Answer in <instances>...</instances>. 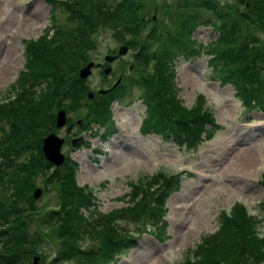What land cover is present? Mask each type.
Here are the masks:
<instances>
[{"label":"rangeland","instance_id":"rangeland-1","mask_svg":"<svg viewBox=\"0 0 264 264\" xmlns=\"http://www.w3.org/2000/svg\"><path fill=\"white\" fill-rule=\"evenodd\" d=\"M57 1L54 0L57 4L51 7L49 0H0V100L7 101L11 94L15 97V89L12 86L17 87L14 83L17 75L25 69L24 39L39 38L44 28L60 20L68 24L66 12ZM101 1L106 5H112L114 2ZM201 1L134 0V7L138 8L136 17L139 18L136 29L133 18L128 19L125 24L128 29L113 28L108 24L101 26L98 22L91 26L90 40L93 47L85 51L87 60L77 70L79 77L81 68L94 63L88 67L90 73L85 77L88 90L85 91V97L74 98L67 95L61 101L62 107L69 103L74 104V107L63 111L64 117L68 119L66 124L69 126H66V129L70 131L65 133V126L56 127L55 119L56 123L41 138L42 141L48 135L62 136L59 146L68 142L70 137L77 138V142L60 146V151L66 155H61L62 162L59 165L55 166L43 158L47 168L41 175L37 174L31 182L33 192L36 189L39 192L47 189L49 191L38 197L35 203L37 205L46 201L43 206L34 208L33 213H21L28 219L29 227L33 224L37 227L35 234L39 237L37 244L32 245L33 251L24 264H29L33 255L38 256L39 264H85L75 258H61L58 261L55 259L64 251L63 243L59 242L55 234L56 228L52 226L55 219L52 212L58 211L59 208V190H56L55 174L66 171L67 159L77 164V186L91 189L96 196L95 208L91 206V210H88L90 216L93 215L92 209L105 213L112 208L130 206L132 202L128 201L129 192L133 189H143L140 182L153 176L155 171L179 173L180 181L176 190L163 201L166 212L161 220L166 223L165 228H162L165 237L156 239V236L149 232H141L135 239L134 246L121 251L113 264H175L180 260L190 259L194 255V245L199 242L200 237L215 230L217 217L223 210L229 209L233 202L242 203L250 214L260 218L257 203L264 197V184L260 183L261 175L264 174V113L255 109L245 111L240 100L234 96V88L231 85H221L218 80L209 78L211 71L207 67L208 57L205 54L191 58L180 55L175 58L174 63V59L171 60L170 65V69L174 70L171 73V81L176 98L189 107L198 100L200 94L205 107L219 125L214 136L199 143L194 150L178 148L170 142H162L154 135L140 134L138 127L143 115V105L134 98L127 102L126 99L120 98L116 103L109 104L117 131L108 139L102 141L94 137L92 133H98L102 129L89 124L94 118L93 114L88 113L93 111L89 106V100L94 96L92 89L99 88L93 91L94 94L104 93L111 85H115V89L123 85V90L127 91L128 80L136 79L134 69L148 68L154 63L152 61L143 65L137 55L138 49L143 47L149 53H158L161 42H166V38L170 40L168 36L180 30L178 22L187 15L188 2ZM226 3L237 9L235 0H226ZM248 8L249 4L246 9ZM237 19L242 22L240 14ZM29 27L31 30H28ZM133 30L136 31L131 33ZM256 33L251 35L257 42L247 43L251 50L257 48L256 44H264V33ZM217 36L212 27L210 29L204 25L190 35L200 45L212 42ZM119 45L127 46L125 55L119 53ZM105 53L109 56L116 55V58L108 61L105 56L103 59ZM107 67L108 71L102 73ZM11 84L13 85L10 86ZM1 124L2 118L0 129ZM81 139L83 143L78 145ZM38 178L42 181L37 180ZM51 184H55L56 189ZM151 193L154 195V192ZM153 195L147 196L145 205H149L151 200L161 202V194ZM139 196L140 194H137V197ZM47 204H55L57 208L45 209ZM22 205L24 201H21L19 206ZM148 213L146 207L138 213L136 221L133 222L139 225L137 229L145 230V226L152 225L157 217L159 219V214L149 218ZM61 214L60 211L58 215ZM130 216L125 214L117 218L115 223L135 234V226L130 223ZM42 244L46 246L43 254L40 252ZM78 245L87 251L88 256L89 250H96L103 258L110 249L104 239L95 237L82 238ZM21 250L24 253L26 251L24 246H20L18 254ZM94 264L104 263L100 259Z\"/></svg>","mask_w":264,"mask_h":264},{"label":"trees","instance_id":"trees-1","mask_svg":"<svg viewBox=\"0 0 264 264\" xmlns=\"http://www.w3.org/2000/svg\"><path fill=\"white\" fill-rule=\"evenodd\" d=\"M49 1L52 6L57 4L54 0ZM57 2L63 5L68 24L60 20L52 23L50 33L44 30L38 39L24 40L25 69L17 75L14 82L17 87L12 86L14 83L10 85L15 88V99L8 105L0 104V118L3 120L0 129V264H24L33 251L32 245L35 246L39 240L33 232L37 227L33 224L30 228L28 219L21 213H33L36 207L30 195L31 182L47 168L39 146L41 138L53 126L54 111L56 108L67 110L74 107L73 103L62 107V99L67 95L85 97L88 90L85 78L80 79L77 70L87 60L85 51L93 47L91 26L98 22L101 26L108 24L113 28L128 29L125 24L133 18L136 29L139 20L134 0H114L112 5H106L101 0ZM235 2L238 5L236 10L225 0L188 2V10L201 12L202 22L214 25L218 32L217 40L208 46V52L213 55L210 61L212 77L218 78L221 83H231L246 109L254 105L264 111V44L260 47L256 44L257 48L253 50L247 45L257 42L252 39L251 33H264V0ZM238 14L243 23L237 19ZM195 22H198L197 16L189 15L181 19L178 22L180 30L170 34V40L166 38V42L162 41L156 54L140 47L137 55L143 65L154 63L148 68L134 69L136 79L131 86L139 91L138 98L145 106L142 130L154 131L162 136L171 133L173 140L187 146L194 145L205 122L212 120L202 101L197 100L190 107L184 106L176 98L171 81V60L192 48L188 36ZM123 87L120 85L115 89V85H111L104 93L94 94L92 91L94 96L89 100V106L93 111L88 113L93 114V120L101 118L103 122L108 121L107 104L117 97L113 93ZM116 94L123 95L121 91ZM106 127V131L111 128L109 124ZM65 169L64 173L55 174L57 189L55 184H51L59 190V208L52 212L55 216L52 226L56 228L59 242L63 243L61 256L77 258L85 264H94L100 259L107 261L127 240L131 241L124 237L123 228L115 223L116 219L130 214L131 220H136L138 213L147 206L144 204L147 196L153 195L151 192L163 194V187L171 179L170 175L154 173L140 182L143 189L129 192L130 206L102 214H95L94 210L89 216L85 213L91 205H95L94 194L76 186L72 165ZM261 182L264 184V175ZM156 183L160 186L153 189ZM137 194L140 196L137 197ZM21 201L24 205L19 206ZM155 203L160 204L158 201ZM258 206L262 216L258 222L264 223V199ZM60 211L61 216L58 215ZM151 211L155 213L157 208ZM222 214L220 230L211 238L204 237L196 245L193 257L176 264H259L264 261V238L259 240L255 237L257 219L238 204L232 206L228 217L225 212ZM85 237L104 239L110 247L104 258L96 250L89 251L88 256L87 251L80 248L78 243ZM20 246H24L25 253L21 250L18 254Z\"/></svg>","mask_w":264,"mask_h":264},{"label":"water","instance_id":"water-1","mask_svg":"<svg viewBox=\"0 0 264 264\" xmlns=\"http://www.w3.org/2000/svg\"><path fill=\"white\" fill-rule=\"evenodd\" d=\"M119 53H124L125 52V47L121 46L118 49ZM107 60H110L111 57L106 56ZM92 63H89L88 65L84 66V68H81L79 70V74L81 78H84V76L87 75L88 71V67L91 66ZM107 69L104 71L106 73ZM55 118L57 119V126H60L64 123V115H63V111H59L56 113ZM42 146H41V150L44 152V156H46V158H48L50 161L55 162V163H60L61 162V154L58 151V147L59 144L61 142V140L59 138H57L56 136L54 137L53 135H48L46 137H44V139L42 140ZM74 142V141H72ZM58 144V145H57ZM39 193V190L36 189V191L34 192V197L38 196L37 194ZM34 261L32 264H37V259L34 257L33 258Z\"/></svg>","mask_w":264,"mask_h":264},{"label":"bare ground","instance_id":"bare-ground-1","mask_svg":"<svg viewBox=\"0 0 264 264\" xmlns=\"http://www.w3.org/2000/svg\"><path fill=\"white\" fill-rule=\"evenodd\" d=\"M31 24H32V23H31ZM28 30H31V27H29Z\"/></svg>","mask_w":264,"mask_h":264}]
</instances>
